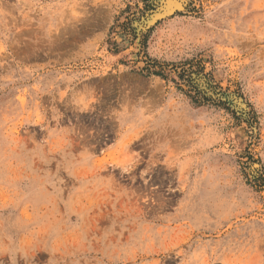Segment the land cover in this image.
Returning a JSON list of instances; mask_svg holds the SVG:
<instances>
[{
  "label": "rangeland",
  "instance_id": "obj_1",
  "mask_svg": "<svg viewBox=\"0 0 264 264\" xmlns=\"http://www.w3.org/2000/svg\"><path fill=\"white\" fill-rule=\"evenodd\" d=\"M165 2L0 0V264H264V0Z\"/></svg>",
  "mask_w": 264,
  "mask_h": 264
},
{
  "label": "bare ground",
  "instance_id": "obj_2",
  "mask_svg": "<svg viewBox=\"0 0 264 264\" xmlns=\"http://www.w3.org/2000/svg\"><path fill=\"white\" fill-rule=\"evenodd\" d=\"M166 6L167 7H170V6H172L173 4H175L176 2H175V0H166ZM169 9V8H168ZM237 103V105L239 106V107H243V105H242V103H240V101L238 100V102H236Z\"/></svg>",
  "mask_w": 264,
  "mask_h": 264
},
{
  "label": "trees",
  "instance_id": "obj_3",
  "mask_svg": "<svg viewBox=\"0 0 264 264\" xmlns=\"http://www.w3.org/2000/svg\"><path fill=\"white\" fill-rule=\"evenodd\" d=\"M155 74L162 75L161 72L154 71Z\"/></svg>",
  "mask_w": 264,
  "mask_h": 264
}]
</instances>
